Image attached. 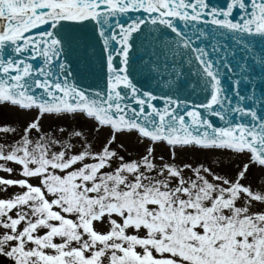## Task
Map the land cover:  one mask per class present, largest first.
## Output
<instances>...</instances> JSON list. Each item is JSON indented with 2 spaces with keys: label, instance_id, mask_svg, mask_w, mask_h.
<instances>
[{
  "label": "snow or ice",
  "instance_id": "6c2138e0",
  "mask_svg": "<svg viewBox=\"0 0 264 264\" xmlns=\"http://www.w3.org/2000/svg\"><path fill=\"white\" fill-rule=\"evenodd\" d=\"M0 264H264V0H0Z\"/></svg>",
  "mask_w": 264,
  "mask_h": 264
},
{
  "label": "rangeland",
  "instance_id": "374dc122",
  "mask_svg": "<svg viewBox=\"0 0 264 264\" xmlns=\"http://www.w3.org/2000/svg\"><path fill=\"white\" fill-rule=\"evenodd\" d=\"M158 151H159V149H158ZM185 159H187L191 162H196L200 159H203V157H201V156H186Z\"/></svg>",
  "mask_w": 264,
  "mask_h": 264
}]
</instances>
